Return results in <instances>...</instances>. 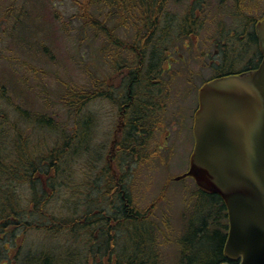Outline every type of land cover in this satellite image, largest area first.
Returning a JSON list of instances; mask_svg holds the SVG:
<instances>
[{
    "label": "trees",
    "instance_id": "1",
    "mask_svg": "<svg viewBox=\"0 0 264 264\" xmlns=\"http://www.w3.org/2000/svg\"><path fill=\"white\" fill-rule=\"evenodd\" d=\"M171 1L88 0L82 5L83 32L91 28L95 35H104L135 55L115 69L117 78L124 67L135 69L133 75L129 69L121 77L131 80L129 94L136 97L125 127L116 134L115 152L111 145L116 127L110 126V132L105 131L104 138L98 139L102 99L111 109L123 104V94L118 99L117 89L107 85V79L95 77L86 85L66 84L60 97L67 112L62 121L23 110L18 117H25V124L0 110V257L6 253L7 264H163L159 253L161 227L155 222L158 201L140 208L131 192V180L142 165L156 160L152 154L166 152H151L160 119L150 106L159 96L169 99L172 87L166 80L167 73L161 78V72L164 59L167 65L176 62L171 52L178 53L174 50L177 47L171 50L174 42L170 40L179 34L182 40L191 38L196 43L204 24L213 19L208 4L201 0L183 18L169 17ZM237 2L244 6L248 0ZM101 9L108 10L103 20L97 18ZM116 18L120 26L133 28L134 41L116 36L118 25H108ZM250 29L245 58L237 54L243 60L244 72L256 69L262 60ZM221 34L226 36L228 32ZM234 48L230 41L222 47L224 59ZM231 55L216 69V77L234 72L227 65L228 60L236 61ZM157 80L164 83L162 88ZM120 91L124 93L123 84ZM124 94L128 97L127 90ZM95 102L98 110H90ZM114 115L117 117V113ZM104 116L108 117L105 111ZM213 197L217 199L205 211L201 225L191 222L179 240V264L226 261L227 208L218 195ZM134 227L141 237L130 240ZM32 234L41 235L45 244L39 247L33 242L29 246Z\"/></svg>",
    "mask_w": 264,
    "mask_h": 264
},
{
    "label": "rangeland",
    "instance_id": "2",
    "mask_svg": "<svg viewBox=\"0 0 264 264\" xmlns=\"http://www.w3.org/2000/svg\"><path fill=\"white\" fill-rule=\"evenodd\" d=\"M203 1L208 4L213 19L204 24L196 43L191 38L185 41L180 38L171 46L173 50L179 45L178 53L171 52L176 62L166 72V80L172 88L167 110L162 113L163 128L156 132L151 144V152L155 153L165 139L166 152L152 154V159L156 160L142 165L131 180V192L140 208L158 201L155 222L161 227L159 253L163 264H179V240L191 222L201 225L205 211L217 199L198 191L192 178L175 180L189 169L195 146L193 125L199 89L205 81L216 77V69L224 60L215 52L214 41L221 39V33H227L226 28L237 18L228 7L233 0L227 5L225 0ZM87 3L88 0H0V110L10 119H18L23 110H28L32 114L64 120L67 112L60 97L66 84L86 85L90 79L103 75L112 82L116 67L130 56L108 37L95 35L91 28L83 32L82 5ZM195 3L198 4V0H172L168 6L169 17L183 18ZM244 8L249 18H260L264 14V0H248ZM106 12L107 9H101L97 18L103 20ZM108 25H118L116 36L122 41L135 40L133 28L120 26L117 18L111 19ZM251 27L253 29V25ZM233 57L239 64L240 56ZM89 109L98 110L97 102ZM99 109L98 139H102L105 131L110 132V126L116 127L117 117L110 104L104 108L100 103ZM104 111L108 117L104 116ZM24 118L19 119L27 124ZM132 230L130 240L141 237L139 229ZM28 242L29 246L33 242L39 247L45 244L41 235L34 234ZM6 257V253L0 257V264L7 262Z\"/></svg>",
    "mask_w": 264,
    "mask_h": 264
},
{
    "label": "water",
    "instance_id": "3",
    "mask_svg": "<svg viewBox=\"0 0 264 264\" xmlns=\"http://www.w3.org/2000/svg\"><path fill=\"white\" fill-rule=\"evenodd\" d=\"M255 31L259 67L200 88L189 170L175 179L191 177L202 192L222 198L229 220L224 254L238 264H264V16Z\"/></svg>",
    "mask_w": 264,
    "mask_h": 264
},
{
    "label": "flooded vegetation",
    "instance_id": "4",
    "mask_svg": "<svg viewBox=\"0 0 264 264\" xmlns=\"http://www.w3.org/2000/svg\"><path fill=\"white\" fill-rule=\"evenodd\" d=\"M227 3H226V5H227ZM228 7L231 10H233L232 13H235L237 18H235L234 21L232 22L233 25H230V26L227 27L228 34L226 36H222L221 39L219 38V40H216V41H214L212 39V43L214 41V43L216 44L215 52L217 53V51H218V53H220V55L222 56V59H224V55H225V54L222 53V47L228 46V42L229 41L231 42V46L232 47L235 46V48L233 50L227 52L226 56L230 57V54L236 55V54H238L240 52L241 56H244L243 58H245V55L247 54V50H248L247 47H246V40L248 39V37H246V36L249 34L248 33L249 27L252 26V25H253V29L251 27L250 30H252V32H254V34L256 36L255 25H256V21H257L256 18L257 17L254 16V17L249 18L248 15L245 14V13H247L246 9H245L246 7L244 8V6L241 5V3L237 2V0L231 1L229 3ZM249 22L251 23L250 25H249ZM256 38H257V36H256ZM179 39H180V36L178 34L175 38L171 39L170 41L176 43ZM210 42H211V40H209V43ZM184 43H187V42H184ZM183 46L185 48L188 47V45H183ZM176 47H177L176 50L179 52V50H178L179 49V45H177ZM257 48H258V40H257ZM164 52L168 53L167 50L164 51ZM258 52H259V48H258ZM128 53L130 54V56H133V58H135V55L131 51L128 52ZM168 55H169V53L165 57L166 59H167ZM179 56L184 61V57L182 55H180V54H179ZM226 56H225V59L222 60V63H221L220 66H222L223 61L226 60ZM228 61H227V65H229L230 67L234 68V72L233 73L239 74V73L244 72L243 65H242V61H243L242 59H241L239 64L236 61H234V60L233 61L232 60H228ZM166 65H167V63H166V60L164 59L163 66H162L163 71L161 72V78H163V74L168 71L166 69H169V67L170 68L172 67V65H169V62H168L167 67H166ZM220 66H218V67H220ZM125 69H127V70H125ZM129 69H130V72L133 75V70H135V69L130 68V66L129 67L126 66V67L123 68V70L121 69L119 78H117V77L111 78L110 80L112 82H108L107 83V85L112 87L114 90H116V89L118 90V91L116 90L117 96L123 94V96L121 95L123 97L122 98L123 99V104L122 105H118V104L114 105V107L112 108V110H114V113H117V122H116V128H115L116 130H115V133H114L115 136H114V140L112 141V145H111V149L114 152H115L116 147H117L116 143L118 142L116 134L125 127L127 112L128 111L132 112V109L134 108L135 102H136V97L134 95H130L129 94L130 93V87L132 85L131 80L128 79L126 81L127 76H124L123 78L121 77V74L122 73H127L129 71ZM104 76L105 75H103L101 77L103 81L106 79V78H104ZM121 84H123V86H124V93L126 92V90L128 91V97H125V94L121 93V91H120ZM156 84H158L157 86H161V88L163 87L162 85H164V83L162 81H160V80H157ZM104 89H103V91H104ZM161 92H163V90H161ZM120 98L121 97L119 96L118 99H120ZM154 101H155V103H153L150 106V110L155 112V114H156L155 117L157 119H160L158 124H157V126L159 127V129H162L163 127H161L162 125L160 124V123L164 122L163 117H162V113L167 110L168 101H167V98H164L162 96L161 97L160 96L157 97ZM102 102H103L102 104L105 107L106 106V99L103 98ZM164 144H165V139L163 140V142H161L160 145L157 146V149L158 150L165 149L166 145H164ZM225 258H226L225 262H230V260L227 257H225ZM5 264H7V262Z\"/></svg>",
    "mask_w": 264,
    "mask_h": 264
}]
</instances>
